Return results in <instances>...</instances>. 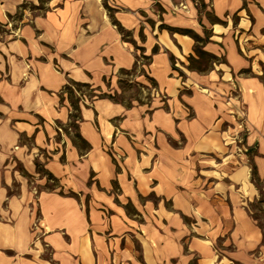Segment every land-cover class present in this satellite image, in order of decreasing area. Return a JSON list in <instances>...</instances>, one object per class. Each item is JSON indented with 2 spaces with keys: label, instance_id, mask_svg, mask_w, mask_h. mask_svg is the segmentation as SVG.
<instances>
[{
  "label": "crops",
  "instance_id": "crops-1",
  "mask_svg": "<svg viewBox=\"0 0 264 264\" xmlns=\"http://www.w3.org/2000/svg\"><path fill=\"white\" fill-rule=\"evenodd\" d=\"M111 1L0 0V264H264V0Z\"/></svg>",
  "mask_w": 264,
  "mask_h": 264
},
{
  "label": "rangeland",
  "instance_id": "rangeland-1",
  "mask_svg": "<svg viewBox=\"0 0 264 264\" xmlns=\"http://www.w3.org/2000/svg\"><path fill=\"white\" fill-rule=\"evenodd\" d=\"M108 2L112 4V9L114 10L112 13L114 14L115 11H117V5H113V2L111 0H108ZM44 3H48V0H43V4ZM43 4H41L37 8H34L33 6H30V5H26L25 7H28L30 9L45 10L46 6H44ZM154 9H155V13L157 15L159 14L162 17L163 8L159 4H155ZM21 13L22 11H19L18 15ZM32 13L36 14L37 12H32ZM18 15L15 18L10 17L5 27L0 26V39L1 40H7L11 36H16L18 34V29L20 25L23 23L21 20L23 16L21 15L18 16ZM17 18H19L20 20ZM141 63L145 64L146 60H141ZM122 78L123 80H122L121 87L123 88V92L117 93V94L112 92L113 98L117 101H122L128 104H131L132 102H136L137 100L138 101L141 100L143 102H149V100H151L153 96L157 94V90L153 89L154 86L152 82L149 83V89L147 88L145 89L142 85H139L135 76L134 77L123 76ZM72 88L74 92L73 100H75L77 97L81 98V96H88L84 100H86L87 103L89 102L90 100L89 97L91 96V90L89 88H79L77 86H73ZM74 115L75 113H73V116ZM72 123H74V119ZM71 124L67 125L65 128H61L62 130L61 133L70 134L74 136L76 131L71 128ZM255 209H256L255 215L264 229V210L262 209V205L258 202L257 204H255Z\"/></svg>",
  "mask_w": 264,
  "mask_h": 264
},
{
  "label": "trees",
  "instance_id": "trees-1",
  "mask_svg": "<svg viewBox=\"0 0 264 264\" xmlns=\"http://www.w3.org/2000/svg\"><path fill=\"white\" fill-rule=\"evenodd\" d=\"M119 30H120V32L124 38L129 37V33L127 31H125L122 27L119 26ZM167 30L171 33H181V34L189 35L191 38H193L195 40V42L197 44L195 47V55L196 56H191L189 58V68L191 70H197L199 72H206L213 66L214 63L221 61V59L218 58L217 56L212 55V54L203 50L201 45L204 44L205 39L201 38L194 31L187 30V29L170 28V27L167 28ZM73 86H77L79 88H82V87H88L89 85L72 83L71 86L68 88L69 93L71 95H73V93H74L73 88H72ZM72 105L75 108V110H77V105H76L74 100L72 101ZM73 119H74V123L71 124V128L73 130L77 131V121L79 119V116L77 114H75L73 116ZM74 139H75V142H78V140L79 141L82 140V138L80 137V135L77 132L74 134ZM37 166H39V164H37ZM42 174L45 175L50 181H53V182L55 181V178L51 174L46 173V172H42Z\"/></svg>",
  "mask_w": 264,
  "mask_h": 264
},
{
  "label": "built area",
  "instance_id": "built-area-1",
  "mask_svg": "<svg viewBox=\"0 0 264 264\" xmlns=\"http://www.w3.org/2000/svg\"><path fill=\"white\" fill-rule=\"evenodd\" d=\"M59 131H60V132H62V130H61V129H59Z\"/></svg>",
  "mask_w": 264,
  "mask_h": 264
}]
</instances>
